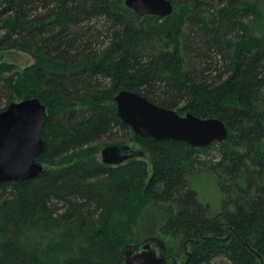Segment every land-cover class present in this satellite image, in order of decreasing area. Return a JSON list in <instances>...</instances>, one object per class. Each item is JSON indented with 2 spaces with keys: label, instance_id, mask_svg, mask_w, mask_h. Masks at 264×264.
I'll return each instance as SVG.
<instances>
[{
  "label": "trees",
  "instance_id": "1",
  "mask_svg": "<svg viewBox=\"0 0 264 264\" xmlns=\"http://www.w3.org/2000/svg\"><path fill=\"white\" fill-rule=\"evenodd\" d=\"M170 1L162 19L124 0H0V52L34 58L22 70L0 63V112L23 98L48 109L37 158L48 169L0 183V264H116L132 219L138 242L163 235L178 245L165 242L171 264L180 254L182 264H257L245 244L264 257V0ZM120 90L217 118L228 137L195 148L135 135L117 116ZM102 141L138 144L151 173L145 156L86 159ZM208 150L218 155L203 172L224 207L214 215L187 178Z\"/></svg>",
  "mask_w": 264,
  "mask_h": 264
},
{
  "label": "water",
  "instance_id": "2",
  "mask_svg": "<svg viewBox=\"0 0 264 264\" xmlns=\"http://www.w3.org/2000/svg\"><path fill=\"white\" fill-rule=\"evenodd\" d=\"M124 4L141 17L163 19L173 14L170 0H124ZM113 102L120 120L141 137L182 141L195 148L220 143L228 137L226 125L217 118H201L190 113L180 115L135 92L120 90ZM47 118V106L38 98L14 100L0 112V183L33 179L48 169L37 160L44 150L42 130ZM144 156L142 150L124 144L109 145L101 151L102 163L110 166ZM245 245L257 264H264V257ZM169 260L164 240L154 236L122 246L116 264H168Z\"/></svg>",
  "mask_w": 264,
  "mask_h": 264
},
{
  "label": "rangeland",
  "instance_id": "3",
  "mask_svg": "<svg viewBox=\"0 0 264 264\" xmlns=\"http://www.w3.org/2000/svg\"><path fill=\"white\" fill-rule=\"evenodd\" d=\"M5 62L8 64H14L19 70L24 69L25 67H28L34 63V58L24 52L21 51H15V50H10V51H2L0 52V63ZM119 141V140H118ZM120 143L133 146L136 148H141L138 144L133 143L132 141H122ZM109 142L107 141H102L101 143H97L95 145H92L86 152V159H91L96 161L97 163L101 162V151L103 148L107 147ZM217 151H212L208 150L206 153H202L200 156V161L202 162V167L200 168V172H193L192 174L188 175V183L190 185V188H192L197 195V199L200 204L205 206L209 213L211 215L218 214L222 211L223 203H222V194L221 191L213 177H211L209 174L203 172V170H206L207 166L210 163L211 158L216 157ZM144 161L147 164V168L149 170V173H151L152 169V163H151V154L146 151V156L144 158ZM140 206V203L138 201L131 202L129 205L120 208L118 210V216L116 218L117 221L124 220V216L126 213H129V210H134ZM118 228H122V223L118 225ZM127 229V244H134L138 242V236L136 232V227L134 225V219L130 220L126 226ZM119 231V230H118ZM161 239H163L165 242L168 244H171L173 249H178V245H176L174 242H170V240L163 236V235H158ZM191 245L188 246V250H191ZM184 250V248H183ZM185 254H180L177 257V261L179 264L184 263L185 261ZM170 263V261H169ZM171 264V263H170Z\"/></svg>",
  "mask_w": 264,
  "mask_h": 264
}]
</instances>
